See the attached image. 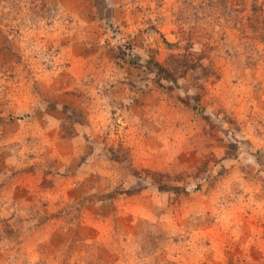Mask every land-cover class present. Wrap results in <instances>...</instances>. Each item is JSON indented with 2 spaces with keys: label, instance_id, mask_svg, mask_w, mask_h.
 I'll use <instances>...</instances> for the list:
<instances>
[{
  "label": "rangeland",
  "instance_id": "374dc122",
  "mask_svg": "<svg viewBox=\"0 0 264 264\" xmlns=\"http://www.w3.org/2000/svg\"><path fill=\"white\" fill-rule=\"evenodd\" d=\"M0 264H264V0H0Z\"/></svg>",
  "mask_w": 264,
  "mask_h": 264
},
{
  "label": "trees",
  "instance_id": "16d2710c",
  "mask_svg": "<svg viewBox=\"0 0 264 264\" xmlns=\"http://www.w3.org/2000/svg\"><path fill=\"white\" fill-rule=\"evenodd\" d=\"M147 68L149 69V70H155L156 72H158V73H164V74H168L167 72H166V70H165V68L164 67H162L161 65H159L157 62H154V61H151V60H149L148 62H147ZM170 77H166L165 79H169Z\"/></svg>",
  "mask_w": 264,
  "mask_h": 264
}]
</instances>
